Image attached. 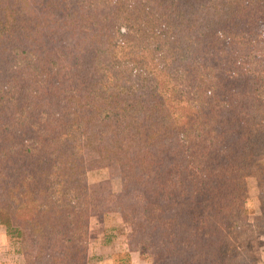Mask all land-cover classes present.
<instances>
[{
	"label": "trees",
	"instance_id": "1",
	"mask_svg": "<svg viewBox=\"0 0 264 264\" xmlns=\"http://www.w3.org/2000/svg\"><path fill=\"white\" fill-rule=\"evenodd\" d=\"M263 159L264 0H0V226L24 264H88L87 174L114 165L131 252L254 264L228 236Z\"/></svg>",
	"mask_w": 264,
	"mask_h": 264
},
{
	"label": "rangeland",
	"instance_id": "2",
	"mask_svg": "<svg viewBox=\"0 0 264 264\" xmlns=\"http://www.w3.org/2000/svg\"><path fill=\"white\" fill-rule=\"evenodd\" d=\"M244 175L241 195L245 198L244 206L248 217L247 220L240 221L241 230L228 237L234 241L238 239L241 259H248L254 264H264V159ZM87 181L96 187L92 189L97 193L89 220V241L94 242V238H97V244L109 242L113 243L114 247L129 245L133 224L132 221L124 220L116 198V193L121 191L123 185L120 168L115 165L94 168L88 172ZM100 184L105 185L97 187ZM214 231L218 234V231ZM6 238L3 241L0 239V264H14V248L20 251L31 249V245L27 243H14L7 234ZM134 252L140 254L143 264H157L156 258L147 249L138 247Z\"/></svg>",
	"mask_w": 264,
	"mask_h": 264
},
{
	"label": "crops",
	"instance_id": "3",
	"mask_svg": "<svg viewBox=\"0 0 264 264\" xmlns=\"http://www.w3.org/2000/svg\"><path fill=\"white\" fill-rule=\"evenodd\" d=\"M5 236V237H4ZM0 239L6 240L4 228L0 227ZM101 240V238H100ZM109 240V239H107ZM94 238V242L90 240L88 250V264H124V258L128 257L130 264H143L142 258L138 252H131L128 245L122 244L120 247H114L113 243L104 244ZM123 258V259H122ZM26 261V251L14 248V264H24Z\"/></svg>",
	"mask_w": 264,
	"mask_h": 264
}]
</instances>
